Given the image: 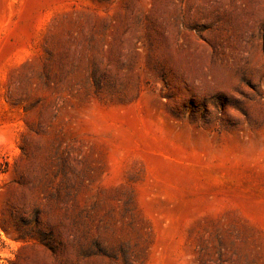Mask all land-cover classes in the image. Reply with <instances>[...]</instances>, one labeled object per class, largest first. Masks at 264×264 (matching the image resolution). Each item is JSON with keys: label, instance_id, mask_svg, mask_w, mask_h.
I'll return each instance as SVG.
<instances>
[{"label": "rangeland", "instance_id": "1", "mask_svg": "<svg viewBox=\"0 0 264 264\" xmlns=\"http://www.w3.org/2000/svg\"><path fill=\"white\" fill-rule=\"evenodd\" d=\"M0 264H264V0H0Z\"/></svg>", "mask_w": 264, "mask_h": 264}]
</instances>
